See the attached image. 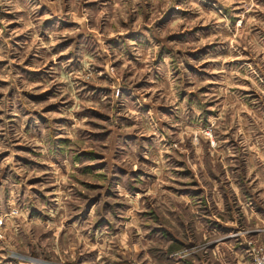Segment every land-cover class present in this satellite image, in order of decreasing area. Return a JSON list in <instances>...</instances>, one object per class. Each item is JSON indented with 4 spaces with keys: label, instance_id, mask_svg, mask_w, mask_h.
<instances>
[{
    "label": "rangeland",
    "instance_id": "374dc122",
    "mask_svg": "<svg viewBox=\"0 0 264 264\" xmlns=\"http://www.w3.org/2000/svg\"><path fill=\"white\" fill-rule=\"evenodd\" d=\"M263 95L264 0H0V264H252ZM246 124L254 194L215 200L205 148L237 141L238 163Z\"/></svg>",
    "mask_w": 264,
    "mask_h": 264
},
{
    "label": "crops",
    "instance_id": "0c3cea01",
    "mask_svg": "<svg viewBox=\"0 0 264 264\" xmlns=\"http://www.w3.org/2000/svg\"><path fill=\"white\" fill-rule=\"evenodd\" d=\"M221 35H223V33ZM215 86L219 87V88L223 87L220 83L215 84ZM231 96L235 97L233 94H231ZM262 98H264V95ZM262 104H264V103L262 102ZM263 119H264V117H263ZM252 134L253 133H250L248 126L246 124L244 127V130H241V136H243V138L246 139L245 154H244V157H243V155H241V157H240L241 161L239 160L238 163L236 160H237L238 156L241 154V151L238 150L237 141H233V140L231 141V139H228V146H227L226 144H221L219 142V139H217V141H215V144L212 146L208 145L205 148L203 145V147H202L203 153L205 152V150L208 152V155H210L209 154L210 151L217 152L216 154H213L212 163L218 165V168L221 169V170L219 169L220 170L219 173L221 175L225 176L223 178L219 177V179L214 178V185L216 183L217 186L214 188V190L212 192V194H213L212 198L213 199L221 201V200L227 199V195L230 194V197L232 199L238 200V199L250 198L254 194L252 191H250V190L247 191V189H246L247 188L246 184L248 182H250L251 177L248 179L246 178L244 183H240L238 180H236V175H235V170L242 167L241 164L238 165L239 163L242 162V160L245 159V161L247 160V162H251L250 157H251V155H253V146H254V143L256 141V138H255L256 135H252ZM204 148H205V150H204ZM202 155H204V154H202ZM262 157H263V159H262L261 163H264V155H262ZM202 161H203L202 167H205V165H204L205 162H204V160H202ZM209 163H211V162H209ZM231 170L233 171L232 175H230ZM222 179H223V182H225V180L227 181V185L229 186L227 190L224 187H220V185H221L220 182ZM203 183H205L204 180H203ZM260 183L261 184L263 183V186H264V179ZM214 185H213V187H214ZM198 190L201 193L202 189H198ZM262 192L264 193V188L262 189ZM200 193H196L197 199H200L199 198ZM186 195L190 199V195H192V194H186ZM188 197H187V200L189 201ZM190 203H192V202H190ZM187 208H189L188 205H187ZM249 208L250 207L244 201H242L241 205L239 206V210H241V212L244 213L246 216L249 215V213H250ZM3 212L4 211L0 212V215H2ZM5 213L6 212H4L3 214H5ZM191 226H192L193 231L194 230H197V231L200 230V228L197 227V225H195L193 223L191 224ZM221 226L223 227L224 225L221 224ZM246 237L248 239H251L250 236H248V235L245 236V238ZM245 238L243 240H245ZM171 240L172 239H170L168 241L169 243H166V248L168 251H172L174 249L172 244L175 241L174 240L171 241ZM175 240L178 242V244L181 242L180 239L176 238ZM198 249L202 250V248H198ZM204 249H205V247H204ZM199 250H197V251H199ZM202 253H205V252H202ZM208 254H209V251L206 252L205 254L200 255V256H191V257L187 256V257L177 258L176 261H174V259L172 257H166L165 256V257H161V258H156V257L150 256V255H141L140 257L135 259V261H134L135 263H133V264H157L158 262H161V261H163V263H159V264H210V261L212 264H230L228 262L229 259H225L224 256H220V255H216V254H213L211 256ZM220 254H221V252H220ZM204 255H206V256H204ZM209 256H211V257H209ZM232 258H233L234 264H236L238 262V257L234 255L231 257V259ZM239 263L243 264L244 262L241 260Z\"/></svg>",
    "mask_w": 264,
    "mask_h": 264
},
{
    "label": "built area",
    "instance_id": "2783aa9c",
    "mask_svg": "<svg viewBox=\"0 0 264 264\" xmlns=\"http://www.w3.org/2000/svg\"><path fill=\"white\" fill-rule=\"evenodd\" d=\"M1 221H2V216L0 215V223ZM252 249L253 247L250 248V252ZM27 264H50V263H47V262L44 263L40 261H30ZM252 264H264V238H263V241L260 244H258L255 248V251L253 253Z\"/></svg>",
    "mask_w": 264,
    "mask_h": 264
}]
</instances>
